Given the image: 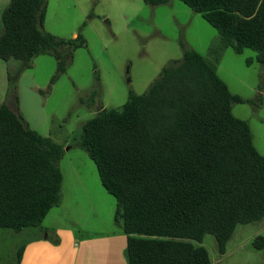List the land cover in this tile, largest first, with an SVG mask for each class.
I'll return each mask as SVG.
<instances>
[{
    "label": "trees",
    "instance_id": "obj_1",
    "mask_svg": "<svg viewBox=\"0 0 264 264\" xmlns=\"http://www.w3.org/2000/svg\"><path fill=\"white\" fill-rule=\"evenodd\" d=\"M180 1L219 32L224 46L238 54L251 49L264 66V0ZM48 4L10 0L2 13L0 59L7 64L8 91L0 104V228L16 233L41 228L61 205L65 155L62 145L24 119L19 75L51 54L54 84L74 51L86 47L82 34L65 40L44 31ZM181 46L183 58L164 67L145 93L131 91L121 108H101L88 120L79 143L116 198L128 264H213L201 245L207 234L225 254L237 226L264 218V155L249 123L233 114V104L250 100L233 94L200 53ZM16 62L22 66L13 75ZM256 244L263 248L264 239ZM23 254L21 248L18 264Z\"/></svg>",
    "mask_w": 264,
    "mask_h": 264
},
{
    "label": "rangeland",
    "instance_id": "obj_2",
    "mask_svg": "<svg viewBox=\"0 0 264 264\" xmlns=\"http://www.w3.org/2000/svg\"><path fill=\"white\" fill-rule=\"evenodd\" d=\"M44 31L65 40L82 34L86 40V47L74 51L73 60L54 84L57 60L51 54L35 58L17 81L24 119L65 150L59 163L66 181L65 200L47 215L41 228L19 233L0 228V264H18V251L25 252L34 235L59 242L61 228L73 232L75 244L101 238L123 240L128 264L127 236L115 222L116 198L104 188L96 164L79 143L85 123L101 108H121L131 91L145 93L164 67L182 59L181 43L200 53L233 94L250 100L233 104V114L249 123L254 145L264 155V66L255 51L238 54L224 46L219 32L180 0L158 6L143 0H49ZM21 66L13 63L12 74L18 75ZM72 176L77 179L74 189ZM259 237L264 239V218L237 226L225 254H220L211 234L201 245L213 264H264V247H256ZM77 251V258L81 257Z\"/></svg>",
    "mask_w": 264,
    "mask_h": 264
},
{
    "label": "crops",
    "instance_id": "obj_3",
    "mask_svg": "<svg viewBox=\"0 0 264 264\" xmlns=\"http://www.w3.org/2000/svg\"><path fill=\"white\" fill-rule=\"evenodd\" d=\"M9 3L10 0H0V33L3 31L2 13ZM7 91V64L0 59V104L6 100ZM65 156L66 154L64 155L63 160L65 159ZM73 175L75 174L73 173ZM65 182V176L63 175L62 202L57 208H61L64 204ZM70 182L71 187L74 189L77 179L72 176ZM74 222L75 224H80L79 220ZM57 231L61 233V238L57 243L49 241V236L45 239L39 234L32 236L23 254L21 264H90L92 261V264H126L124 258L123 240L118 242L116 239H112L113 241H110L108 238H101L97 240L91 239L88 242L81 240L80 244H75L73 243V241H75V237L71 230L61 228ZM76 250H78V256L81 257L77 258L75 253ZM88 254H92L93 256L85 258Z\"/></svg>",
    "mask_w": 264,
    "mask_h": 264
}]
</instances>
